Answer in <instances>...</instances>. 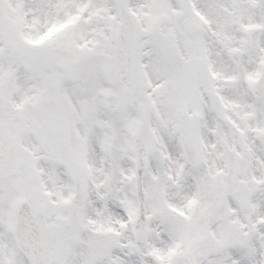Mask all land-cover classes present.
<instances>
[{"label":"snow or ice","instance_id":"1","mask_svg":"<svg viewBox=\"0 0 264 264\" xmlns=\"http://www.w3.org/2000/svg\"><path fill=\"white\" fill-rule=\"evenodd\" d=\"M0 264H264V0H0Z\"/></svg>","mask_w":264,"mask_h":264}]
</instances>
